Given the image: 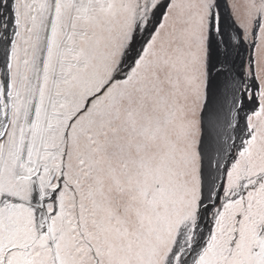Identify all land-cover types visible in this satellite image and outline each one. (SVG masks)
Masks as SVG:
<instances>
[{"label": "snow or ice", "instance_id": "6c2138e0", "mask_svg": "<svg viewBox=\"0 0 264 264\" xmlns=\"http://www.w3.org/2000/svg\"><path fill=\"white\" fill-rule=\"evenodd\" d=\"M0 264H264V0H0Z\"/></svg>", "mask_w": 264, "mask_h": 264}]
</instances>
